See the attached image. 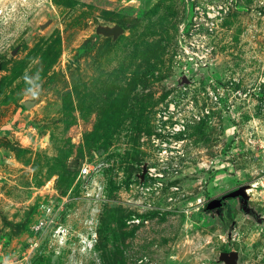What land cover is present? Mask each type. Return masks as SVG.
I'll use <instances>...</instances> for the list:
<instances>
[{
  "label": "rangeland",
  "instance_id": "obj_1",
  "mask_svg": "<svg viewBox=\"0 0 264 264\" xmlns=\"http://www.w3.org/2000/svg\"><path fill=\"white\" fill-rule=\"evenodd\" d=\"M230 250L264 264V0H0V264Z\"/></svg>",
  "mask_w": 264,
  "mask_h": 264
},
{
  "label": "water",
  "instance_id": "obj_2",
  "mask_svg": "<svg viewBox=\"0 0 264 264\" xmlns=\"http://www.w3.org/2000/svg\"><path fill=\"white\" fill-rule=\"evenodd\" d=\"M121 28L119 26H115L112 29L106 30V33H114L117 34L120 32ZM244 193V188L241 187L239 189H236L234 192L230 194V196H235L237 194ZM239 255L238 252L235 250L230 251H223L220 252L218 261L222 262L223 264H239Z\"/></svg>",
  "mask_w": 264,
  "mask_h": 264
},
{
  "label": "flooded vegetation",
  "instance_id": "obj_3",
  "mask_svg": "<svg viewBox=\"0 0 264 264\" xmlns=\"http://www.w3.org/2000/svg\"><path fill=\"white\" fill-rule=\"evenodd\" d=\"M247 189L244 188V193H240V194H237L235 195L234 197L232 198H237V199H241L242 200V207L247 211V212H255L254 209L248 205L249 203V193L246 191ZM220 207H225L227 204L225 201H220Z\"/></svg>",
  "mask_w": 264,
  "mask_h": 264
},
{
  "label": "built area",
  "instance_id": "obj_4",
  "mask_svg": "<svg viewBox=\"0 0 264 264\" xmlns=\"http://www.w3.org/2000/svg\"><path fill=\"white\" fill-rule=\"evenodd\" d=\"M181 125H182L181 123H177V124H175V126H174V130H175V131L181 130ZM89 171H90V168L87 167V166H84V167L82 168V170H81V173L84 175V174L89 173ZM36 228H38V227H36Z\"/></svg>",
  "mask_w": 264,
  "mask_h": 264
}]
</instances>
